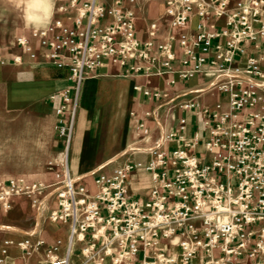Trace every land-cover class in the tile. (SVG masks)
<instances>
[{"label": "built area", "instance_id": "built-area-1", "mask_svg": "<svg viewBox=\"0 0 264 264\" xmlns=\"http://www.w3.org/2000/svg\"><path fill=\"white\" fill-rule=\"evenodd\" d=\"M135 2L72 0L76 14L69 24L53 19L31 30L29 38L42 49L43 60L66 70L72 86L59 93L55 109L60 150L47 163L55 181H0V209L7 212L12 199L24 198L37 216L46 207L51 223H68L64 246L57 241L46 250L47 264H73L77 244L82 264H264V0H236L233 5L230 0H163V16L172 31L160 42L157 22L149 24L146 40H138ZM192 16L197 21L188 31ZM15 42L35 57L27 37ZM109 65L126 77L186 80L210 73L211 87L227 97L226 108L222 103L209 108L178 102L190 92L170 97L166 89L136 84L135 96L159 102L144 113L160 135L148 148L152 160L74 178L68 157L79 90L87 77ZM175 78L166 86L174 85ZM178 103L200 114L207 134L200 138L195 133L166 152L163 138L184 132L187 121L180 119L165 135L157 110ZM137 130L150 134L144 119ZM198 146L203 156L196 154ZM137 169L151 176L145 200L128 194V175ZM84 178L92 179L93 191L81 184ZM50 201L55 208L49 210ZM43 244L41 239L4 241L0 264L10 247L27 259Z\"/></svg>", "mask_w": 264, "mask_h": 264}, {"label": "crops", "instance_id": "crops-1", "mask_svg": "<svg viewBox=\"0 0 264 264\" xmlns=\"http://www.w3.org/2000/svg\"><path fill=\"white\" fill-rule=\"evenodd\" d=\"M14 1L16 0H10L12 3ZM47 1L50 2V11L47 15L41 13H38L39 15H29L30 17H34V15L40 16L39 20L45 22V24L39 27L29 25L30 28L24 29L23 20L5 19L3 17L9 11H12L13 8H11L8 0H0V44L3 42H11L10 46L0 47V111L3 100L5 107L9 110L11 123L16 125L19 112L27 114V117H25L22 122L27 119L29 123H34L35 129L37 130L33 136L34 141L51 155L50 158L43 157L42 159H38L27 168L36 171L35 174L30 176L31 178H25L23 176H14L11 178H24L29 182L51 184L55 179L54 174L47 169V163L54 159L60 150V144L55 138V109L60 104L59 93L71 87L72 83L68 80L66 70L57 69L43 60L42 49L35 40L29 38V34L32 29L47 26L53 19H60L62 22L69 24L68 19L75 16L76 8L72 5V0ZM235 1L236 0H230L231 5H233ZM110 3L111 0L105 1L106 5H110ZM132 9L135 14L136 36L139 41L147 39V30L149 24L152 22H157L160 26L156 36L159 42L163 41L167 34L172 31L167 20L163 16V0H136ZM196 21V17L192 16L186 29L188 31L194 29ZM105 22L104 20L101 24ZM218 24L222 25V19L218 21ZM3 27H13L14 30H2ZM19 36H25L29 39L31 50L35 55L34 58H31L28 53L16 44L15 40ZM91 76L86 78L81 85V108L86 110L85 105L89 106V101L92 97L99 96L101 92H109L113 106H116L115 108L117 109L113 110L110 115L106 113L100 114L95 120V135L92 138L88 137L83 139V133L87 130L86 127L83 126L92 122L94 116L91 114L85 117L83 120L84 125L81 126L82 123L79 115L80 100L78 101V113L68 157L70 173L74 178L87 176L100 162L107 160L105 157L99 158L97 156L98 146L102 139L101 135L103 131H107L108 137L110 136L109 138L112 139V144H110L112 145V157L117 154H120V157H122L128 153H130V156L127 157L125 161H121L122 163L120 162L112 165L109 169L101 171L102 167L97 170L94 169V171L110 173L113 169L121 167L129 162H141L142 164H146L152 160V156L148 153V148L159 142L160 135L154 121L151 118H144V113L154 109L159 102L157 103L152 100H145L140 96H135L133 90L132 92L130 91L131 85L132 88L134 85L139 84L166 89L170 97L190 92L182 96L178 102L191 100L202 107L209 108L213 107L216 103H222L224 108H226L227 97L218 92L216 88L211 87L214 77L210 73H197L186 80L176 79L174 75L152 78L126 77L122 75L121 70L117 66L109 65L94 75L100 77H116L111 87L108 86L106 88L101 85L100 81ZM173 77L175 78V84L167 87L166 82ZM165 108H167L168 111L164 110ZM165 108L157 110L159 113V121L165 135H168L177 128L180 119L186 118L187 121L184 132L175 133L173 137L163 138L161 148L166 152H170L175 147H179L183 143L188 142L193 138L195 133H197L200 138H203L207 134V128L204 126L202 117L197 111L183 110L179 103L170 108ZM173 108H175L174 111L171 110ZM127 110L128 114L126 113ZM131 112L134 113V116L130 115ZM42 115H45L47 118L45 122L40 121ZM139 119H144L146 126L149 128L150 134L148 136L139 135L137 130ZM134 138H142V140L137 143L133 140ZM78 139L81 143L76 146ZM90 140H95L96 150L91 167H86L82 164V156L86 143ZM142 144H144L142 149L136 146ZM195 152L198 155H204L201 146H198ZM75 153H77V159L73 161L70 156ZM108 161L106 165L113 160ZM81 184L85 185L89 191L94 190L91 178H84ZM151 185V176L143 169L133 170L128 175V194L131 198L147 199L149 197ZM48 207L49 210L54 209V201H50ZM9 211L13 213L19 212L20 214L25 212V215H23L26 221L21 224L20 220H25L24 218L21 219L23 215H19L18 217L16 215V217H12V219L18 221V226L10 224V222H0V227H11L15 229H6L9 234L1 241L0 250L3 247L4 241L8 240L20 242L28 239L31 242H35L41 239L44 240V244L36 254L27 259L23 258L21 252L15 247L8 248V256L5 258V264H47L45 259L46 250L57 241H60L62 246H64L68 235V223H51L48 220L51 226H44L45 220L48 219V211L46 210L43 215L42 224L38 225L39 223L37 224V220L40 217L36 215L35 208L32 207L31 203L26 199H12ZM0 213L6 212L0 209ZM59 226H63V229L61 230ZM71 261L73 264H82L77 245L71 256ZM196 264H199V262Z\"/></svg>", "mask_w": 264, "mask_h": 264}, {"label": "rangeland", "instance_id": "rangeland-1", "mask_svg": "<svg viewBox=\"0 0 264 264\" xmlns=\"http://www.w3.org/2000/svg\"><path fill=\"white\" fill-rule=\"evenodd\" d=\"M7 1V0H3ZM107 1V0H105ZM10 2V0H8ZM15 2V3H14ZM13 3L10 2L12 11H9L7 14H5L3 17L6 19H21L24 21V29L30 28V26H43L45 22H42L39 20L40 16L34 15V17H30V14H38L41 13L43 15H47L50 11L47 13H43L41 8H36L34 4L29 3L27 0H16ZM47 5L49 6L50 3L46 1ZM39 15V14H38ZM2 30H14L13 27H3ZM11 42H3L0 44V47H6L10 46ZM90 77V76H89ZM95 78L96 80L100 81L101 85L108 87L113 84L114 79L116 77L112 76H91ZM118 79V78H117ZM264 83V81H263ZM130 91L132 92V85L130 88ZM80 92L81 88L79 90V98L80 100V120H81V126H83V120L85 117L90 116L91 114L94 116L92 122H89L88 124L84 125L83 127H86L87 130L83 133V139H86L88 137L92 138L95 135V123L96 118L99 117L100 114L106 113L107 115H110L113 110H116V106H113V103L111 101V96L109 92H101L99 96H94L89 101V106H86V110L82 109V100L80 99ZM85 100V99H84ZM91 104V105H90ZM114 108V109H113ZM169 109V108H168ZM175 108L171 109L174 111ZM164 110H167L165 108ZM168 111V110H167ZM171 111V112H172ZM128 114V110L126 112ZM166 113V112H165ZM27 117V114L19 112L18 114V122L16 124L11 123L10 113L9 110L5 107L4 101L2 100L1 105V111H0V181L6 180L8 178L14 177V176H23V177H30L31 175L35 174L36 171H33L31 169H27L29 166H31L35 161L38 159H42L43 157L50 158L51 155L48 151L43 149L37 142L34 141L33 136L37 132L35 129L34 123L30 122L25 119L23 122L22 120ZM47 118L45 115H42L40 118L41 122H45ZM12 134V135H11ZM125 134V133H124ZM102 139L100 140L99 146H98V154L97 156L99 158H106L104 162H100L98 166L93 168V170L90 171L92 173L95 170L101 168L102 166L106 165L108 160H113L110 163H108L105 167L102 168L101 171H104L106 169H109L112 165L116 163H120L121 161H125L127 157L130 156V153L123 155L120 157V154L114 155L112 157V139L108 137L107 131L102 132ZM135 142L139 143L142 138H134ZM81 143L80 140H77V145ZM138 148L142 149L144 147V144L142 145H136ZM96 150V143L95 140L87 141L85 150L83 151L82 156V164L86 167H91L94 154ZM114 150V149H113ZM119 155V156H118ZM118 156V157H117ZM135 156V155H131ZM118 159H117V158ZM70 158L73 161H76L77 159V153L70 156ZM122 163V162H121ZM31 178V177H30ZM18 199H24V198H18ZM46 212V207L43 208V211L40 213L39 224L37 220V224L41 225L43 220V215ZM18 213L10 212L9 210L6 213H0V222H7L13 225L18 226L16 220H13L12 217H17L19 215H23ZM25 215V214H24ZM21 217V219H25V216ZM18 219V218H16ZM25 220H20V223H25ZM44 226L49 227L51 226L50 223H48V219L45 220ZM59 228L62 230L63 226H59ZM15 230L11 227H0V243L1 241L9 234L7 230ZM79 245L77 244V248Z\"/></svg>", "mask_w": 264, "mask_h": 264}, {"label": "bare ground", "instance_id": "bare-ground-1", "mask_svg": "<svg viewBox=\"0 0 264 264\" xmlns=\"http://www.w3.org/2000/svg\"><path fill=\"white\" fill-rule=\"evenodd\" d=\"M47 0H33L32 1V4H34V6L36 8H41L42 9V12L43 13H47L50 9V5L48 6L47 3H46ZM29 3H31V1H29ZM50 3V2H49ZM88 78V77H87ZM105 166V165H104ZM102 166V167H104ZM101 167V168H102ZM100 169V168H99ZM38 223H39V220H38ZM3 227V226H1ZM5 228V227H4Z\"/></svg>", "mask_w": 264, "mask_h": 264}]
</instances>
